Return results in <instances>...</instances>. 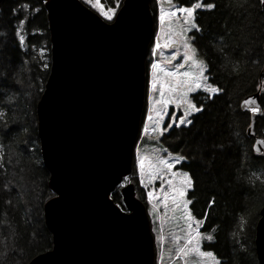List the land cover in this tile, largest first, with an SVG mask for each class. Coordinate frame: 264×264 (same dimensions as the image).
<instances>
[{"label": "trees", "instance_id": "obj_1", "mask_svg": "<svg viewBox=\"0 0 264 264\" xmlns=\"http://www.w3.org/2000/svg\"><path fill=\"white\" fill-rule=\"evenodd\" d=\"M122 1L118 0L119 7ZM101 2L111 6L117 0ZM174 2L190 6L196 0ZM202 2L216 6L211 11L197 10L196 23L202 30L194 32L193 43L208 65L209 81L222 91L204 100V110L190 117V126L182 125L163 135L159 147L165 149L166 144L174 155L186 158L176 168L190 172L194 182L187 193L190 212L202 220L200 233L213 236L211 241L202 239L201 247L212 251L218 264H258L254 236L264 203V152L255 153L252 143L255 135L264 137V111L255 118L254 136H248L250 116L239 103L257 91L261 83L264 108V8L261 0ZM18 28L24 36L23 44L18 39ZM49 69L50 38L43 2L2 0L0 238L9 239L16 253L8 254L6 259L0 253V264H25L51 246L45 224L37 228L27 217L21 190L34 184L42 199L53 195L41 160L36 120V104ZM145 141L146 137L141 143ZM134 171L129 175L131 181ZM7 180H14L17 192L3 186ZM117 192L116 187L112 192L115 202ZM171 234L167 228V240L172 241L167 251L174 253ZM174 261L180 264V259Z\"/></svg>", "mask_w": 264, "mask_h": 264}, {"label": "water", "instance_id": "obj_2", "mask_svg": "<svg viewBox=\"0 0 264 264\" xmlns=\"http://www.w3.org/2000/svg\"><path fill=\"white\" fill-rule=\"evenodd\" d=\"M41 1L50 69L36 104L37 136L54 195L43 203L51 246L26 264H154L150 221L134 184L120 188L123 207L110 198L133 163L154 33L151 0H123L112 21L81 0ZM260 89L239 103L250 116L248 136L264 111ZM252 148L262 153L264 137L255 135ZM259 213L254 248L264 264V203Z\"/></svg>", "mask_w": 264, "mask_h": 264}, {"label": "rangeland", "instance_id": "obj_3", "mask_svg": "<svg viewBox=\"0 0 264 264\" xmlns=\"http://www.w3.org/2000/svg\"><path fill=\"white\" fill-rule=\"evenodd\" d=\"M82 1L85 2L88 6H90L94 11H96L101 17H103L100 14L101 8L106 9L116 7L117 12L119 7L117 5V2L114 5L107 6L100 0L99 6L93 8L91 4L86 2V0ZM174 1L175 0H173L174 4H179ZM150 4L154 16V33L152 42L147 50L145 61V71L147 74L146 95L143 103L142 119L139 126V137L134 147L133 163L131 166V170L134 168L135 171L134 173H132L133 181L130 180L131 176H129L122 183H134V187L136 190L135 194L145 203L147 213L150 219L151 231L154 235L155 264H175V259H180V264H185L184 259L176 256L175 251L174 253H170L167 251V248L169 244L172 243V241L167 240L166 235L168 228L169 232L172 233L171 238H174V236H180L181 240L178 241V243L180 245H183V236L185 235L183 229L185 228V221L181 219L182 209L177 210L172 202L173 194L171 193V190L167 185V181L169 179H172L174 182L173 187H179L180 182L183 178V173L185 171L177 169L176 165L172 172L161 171V179H157L154 181L150 180L148 173L153 170V167L156 166L155 161L157 160V158H165L170 160L171 156L169 155V153L174 155V152H172L169 147L167 148L166 144L165 149L159 147V142L162 140L163 137L160 135L159 129L161 127H167V123L170 122V120L172 119L171 113H176V118L178 120L179 116L183 115L184 111H186V105L180 103V92L186 91V89L182 87L179 92L173 93V91L170 90V86L175 85L179 77L168 76L166 75V72L169 70L176 71L177 66L179 64L185 65L183 68L179 69L181 73L185 71H194V69H191L190 65L186 64L183 60V54L185 52L183 44L185 41H187L189 44L192 45L194 49H196L193 43V34L197 31L192 30L182 34V29L187 27V25L184 24L183 17H181L179 14H177V16L175 17L165 16L163 22L160 20L161 10L167 13L170 9V5L167 0H152ZM22 40L23 38H21V42ZM157 44H159L160 47L157 48ZM41 52L43 53V51ZM173 56H175L176 59H173ZM196 58L198 60L205 61L202 56H199L197 54V51ZM153 63H157L160 68L153 70L151 68V65ZM161 69H163V71H161ZM205 75H207V71ZM208 83L214 85L211 81H208ZM161 91L164 92L165 99L171 98L175 100L176 103L169 104L166 109L163 105L158 104L157 101L161 99ZM207 98H210L209 95L203 92L202 90H196L188 94V99L193 101L198 107L202 106V103ZM165 112H168L169 115H164ZM148 117H151V119H149ZM160 117H163L162 125L158 124V119ZM154 126L157 128V131H152V128ZM145 128L148 129L147 133H144L143 131ZM173 128L177 127L173 125L171 129ZM171 129H169L163 135L168 134ZM145 137L147 138V141L141 143ZM139 160H144V183H141V177L138 168ZM161 185H164V187L162 188ZM3 186H5L7 190H15V192L18 191V186L16 185L14 180H7V182L4 183ZM33 187L34 184L32 185V187L28 185L27 187H23L21 190L24 197L26 198L24 202L27 207L26 215L30 219V222L36 225L37 228H39L44 223L42 204L45 200L42 199V196L40 194H37L36 186L35 188ZM120 187L121 186H119V188L117 187L118 192L115 199L119 205H123L122 197L120 194ZM149 192H153L154 194L151 200H149L147 195V193ZM165 194L168 195L167 207H165L164 204ZM186 199L189 200L188 196H186ZM40 206H42L41 210ZM196 220L199 219L194 217V228ZM199 221L201 224L202 221ZM3 223L4 222H2V224ZM4 239L5 238L3 237L0 238V253H2L4 255L3 258L6 259L5 256L13 252L16 253V250L15 248H13V246L9 244V239ZM174 243L176 246V242ZM202 250L206 252H212L209 250H204L203 248ZM218 263L219 260L214 255V253L212 257L207 258V260L203 262V264ZM16 264H22V262Z\"/></svg>", "mask_w": 264, "mask_h": 264}, {"label": "snow or ice", "instance_id": "obj_4", "mask_svg": "<svg viewBox=\"0 0 264 264\" xmlns=\"http://www.w3.org/2000/svg\"><path fill=\"white\" fill-rule=\"evenodd\" d=\"M87 3L91 4L93 8H96L100 4V0H86ZM167 2L170 5V9L167 13H165L163 10H161L160 20L163 22L165 19V16L168 17H175L177 14H179L181 17H183V22L187 27L182 29V34L187 33L189 31L195 30V31H201L202 29L198 26L196 23V13L198 9H203L207 11H211L215 8L214 3H207L206 5L202 3V0H196L195 3H192L190 6L180 5V4H174L173 0H167ZM264 2V0H262ZM118 5V0H117ZM100 14L107 19L108 21H112L113 18L116 15V7L112 8H101ZM23 23V21H22ZM156 47H160L159 44L156 45ZM183 47L185 48V52L183 54V60L186 64L190 65L191 69H194V71H185L180 72L179 69L183 68L184 64H179L177 66L176 71H167L166 75L168 76H178L179 79L177 80V83L175 85L170 86V90L173 91V93H177L180 91V89L183 87L186 89V91L180 92V103L186 105V111H184L183 115L179 116V119L176 118V113H171L172 119L170 122L167 123V127H161L160 135L163 136L165 132H167L169 129L175 125V127L179 128L182 125L185 127H188L192 124V120L189 119V117L193 116L195 113L202 112L204 110L203 106H197L193 101L188 99V94L192 93L196 90H202L203 92L207 93L209 97H214L217 94L221 93V89L218 86L211 85L208 83L209 77L205 75L206 71L208 70V65L205 61L198 60L196 58V49L192 47L191 44H189L187 41L184 42ZM173 59H176L175 56H173ZM151 68L153 70L160 68V66L157 63H153L151 65ZM163 71V69H161ZM158 104L163 105L166 109L169 104L176 103L175 100L168 98H164V92L161 91V99L157 101ZM253 113H256L259 111L257 108L253 107L250 109ZM164 115H169L168 112H165ZM151 119V117H148ZM158 124H163V117H160L158 119ZM144 133L148 132V129L145 128ZM152 131H157V128L154 126L152 128ZM171 156V159H165V158H157L155 161V167H153V170L148 173V176L150 177V180L154 181L157 179H161L160 172L166 171V172H172L176 165H180L183 163V161L186 159L183 156H176L169 153ZM138 168L139 173L141 177V183H144V160L138 161ZM173 180L169 179L167 181V185L169 186L172 195V202L175 205L177 210L182 209V215L181 219L185 221V228L183 231L185 232V235L183 236V245H180L178 241L181 240L180 236H174V242H176L175 246V252L176 256L179 258L184 259L185 264H203L204 261L207 260V258H210L213 256L212 252H206L202 250L201 247V240L207 239L211 241L213 239V236L203 235L199 231L200 221H195V228L193 226L194 217L192 213L189 211V204L191 201L186 199L187 193L189 189L193 188V179L190 174V172H184L183 178L180 182L179 187H173ZM163 188L164 185H161ZM149 200L153 198V192L147 193ZM167 199L168 195L165 194L164 198V204L165 207H167ZM212 203L211 201L209 202Z\"/></svg>", "mask_w": 264, "mask_h": 264}, {"label": "flooded vegetation", "instance_id": "obj_5", "mask_svg": "<svg viewBox=\"0 0 264 264\" xmlns=\"http://www.w3.org/2000/svg\"><path fill=\"white\" fill-rule=\"evenodd\" d=\"M203 3V2H202ZM204 4V3H203Z\"/></svg>", "mask_w": 264, "mask_h": 264}]
</instances>
